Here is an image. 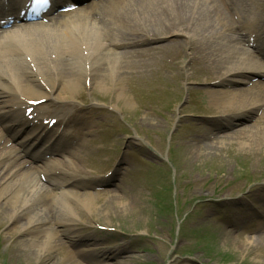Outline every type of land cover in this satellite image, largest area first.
<instances>
[{
	"label": "bare ground",
	"instance_id": "1",
	"mask_svg": "<svg viewBox=\"0 0 264 264\" xmlns=\"http://www.w3.org/2000/svg\"><path fill=\"white\" fill-rule=\"evenodd\" d=\"M70 14H59L52 18V22L88 24L102 41L93 47L74 39L58 41L47 38L35 49L27 42H19L14 51L21 58L12 64L2 61L6 53L0 51V65L12 67L9 71L13 75L0 71V95L22 96L24 104L39 99L27 97L29 95L41 92L44 98H50L58 93L64 96V105L69 107L67 95L77 86L89 84L93 87L99 80L110 79V74L114 88L119 86V89L123 79L132 83L163 71L177 76L181 62L188 59L186 80L189 84H201L199 89L207 93L210 107L199 119L181 115L197 130L186 136L185 151L190 155L187 163L199 162L209 154L221 151L222 144L231 140L253 142L258 137L260 144H264V48L258 46V42L264 40V1L99 0L74 19L62 18ZM37 24L24 25L23 29ZM26 56L29 60H23ZM76 58L80 63L74 69L72 62H76ZM106 58L110 59L108 64L112 66L108 74L103 73L108 67L103 61ZM179 74L183 75L180 70ZM187 89L192 90V86L187 85ZM27 106L26 103L20 120L15 119L14 124L8 126L14 134L21 132L18 126L35 124L24 115ZM88 113L94 115V112ZM77 117V112L69 113L68 121L71 123ZM257 125L258 129H255ZM73 126L75 131L80 130L77 125ZM37 129V134L43 136L50 132L47 127ZM68 138L69 135L63 133L56 144L44 150V154H59L62 159L53 158L52 163L61 165L59 172L63 176L70 175L60 182L55 181L48 168L44 175L51 184L48 186L35 182V177L29 175L35 170L30 161L41 159L43 153L32 154L25 148L24 154L29 160L22 159V154L7 145V140L0 134V208L13 205L10 220L19 234V242L14 243L12 253L26 258L35 255L37 264H58L52 250L58 248L64 252L65 242L58 237L54 227L57 223L53 225L51 222L57 210H62L64 215V208L56 206L57 200H65L64 205L70 206L71 215L76 214L73 206L80 207L83 201L97 203L100 195H105L107 201L114 203L113 207L121 212L127 208L123 205V196L118 194V187L97 193L79 191L86 186V180L79 166V153L64 150L69 145ZM249 148L253 147L249 144ZM97 183L110 184L106 179ZM31 186L34 190H29ZM25 191L28 193L24 194ZM259 196L264 200V190ZM32 209H36L35 213L24 221ZM78 241L82 242L83 238L79 237ZM27 243L36 245L39 250H31L25 245ZM239 243L230 247L256 251L251 237L243 236ZM71 252L72 255L75 253ZM89 252L98 262L116 264L131 258L134 251L128 250L124 244L103 248L102 243L94 240ZM256 259L254 263L258 264Z\"/></svg>",
	"mask_w": 264,
	"mask_h": 264
},
{
	"label": "rangeland",
	"instance_id": "2",
	"mask_svg": "<svg viewBox=\"0 0 264 264\" xmlns=\"http://www.w3.org/2000/svg\"><path fill=\"white\" fill-rule=\"evenodd\" d=\"M48 32L49 37L61 41L71 37L76 42L91 45L100 42L89 27L73 22L67 26L57 25ZM105 60L108 67L103 73L108 74L112 66L108 64L109 58ZM78 63L80 60L76 58V62H72L73 68ZM189 64L188 59L183 60L177 76L163 71L157 75L151 73L146 80L137 82L123 79L120 89L119 86L114 88L110 74V79L97 81L93 89L77 86L68 95L72 106L97 111L95 121L79 120L86 128H94L93 132L83 131L71 139L73 143L87 144L79 164L84 178L93 182L111 179L110 184H113L92 185L83 190L96 193L117 186L127 208L123 212L115 209L114 203L107 201L105 195H100L97 203L83 201L80 207H72L76 212L72 216L80 228L74 226L67 234L71 238L77 234L86 236V241L100 239L98 243H102L103 248L125 244L128 250L134 251L131 258L116 264H181L189 261L194 264H257L254 263L256 258L258 264H264V236L261 233L264 219H258L264 217V201L259 198V189L264 186V144H260L258 137L253 142L231 140L222 144L221 151L209 154L199 162L187 163L190 155L185 151L183 138L197 131L187 118L201 117L200 105H193V102L203 92L198 88L200 84H189L186 80ZM68 69L71 70L70 66ZM187 85L194 89H187ZM95 95L98 98L95 99ZM202 96L201 104L208 106V97ZM55 100L59 98L56 96ZM53 106L64 117L60 107ZM183 114L187 118H181ZM65 126L62 122L58 130H65ZM254 128L258 129V125ZM9 143L17 147L15 142ZM249 144L253 148H249ZM158 184L166 186L167 190L164 192ZM33 189L34 186L29 188ZM64 203V199H59L56 206L63 207L67 214L70 206ZM175 205H178L176 209ZM12 208V204L0 208V264H37L35 255L26 258L12 253L14 243L19 242L10 220ZM34 212L32 209L24 221ZM64 219L65 213L62 215V210H57L52 221ZM236 219L242 223L233 229L234 237H228L225 228ZM245 227L255 230L242 235L252 237L256 251L230 247L240 244L242 235L237 239L235 236ZM56 229L59 237L70 242L63 234L64 226L58 225ZM93 241H87L80 249L88 250ZM67 244L66 257L65 251L52 250L58 264H97L89 253L71 256ZM25 245L35 252L39 250L31 243Z\"/></svg>",
	"mask_w": 264,
	"mask_h": 264
},
{
	"label": "snow or ice",
	"instance_id": "3",
	"mask_svg": "<svg viewBox=\"0 0 264 264\" xmlns=\"http://www.w3.org/2000/svg\"><path fill=\"white\" fill-rule=\"evenodd\" d=\"M40 3H47V0H38Z\"/></svg>",
	"mask_w": 264,
	"mask_h": 264
}]
</instances>
